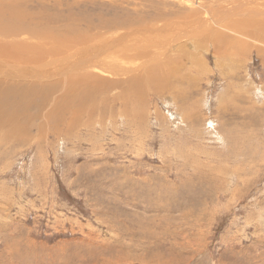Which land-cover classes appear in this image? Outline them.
<instances>
[{"label":"rangeland","instance_id":"1","mask_svg":"<svg viewBox=\"0 0 264 264\" xmlns=\"http://www.w3.org/2000/svg\"><path fill=\"white\" fill-rule=\"evenodd\" d=\"M7 2L43 32L0 31V67L47 90L2 86L0 264H264V0ZM146 69L168 93L123 90Z\"/></svg>","mask_w":264,"mask_h":264},{"label":"bare ground","instance_id":"2","mask_svg":"<svg viewBox=\"0 0 264 264\" xmlns=\"http://www.w3.org/2000/svg\"><path fill=\"white\" fill-rule=\"evenodd\" d=\"M8 0H1V6L3 7L2 9H0V15H4V16H0V31H3L5 32L6 31V34H8L7 32H10V33H15L17 32L18 33H22L21 31H24V32H28V33H35L37 34V36H39L40 32H43L41 30L40 27H36V26H32L31 29H25V27L27 26V22H28V18L30 17L29 15H27V17L25 16H22L20 15V13L17 12V10L21 11L23 14H24V10L22 9V6H18V5H11L9 4V2H7ZM10 1H17V2H22L23 0H10ZM59 1V0H58ZM3 3V4H2ZM190 12V11H189ZM192 12V11H191ZM257 13V12H256ZM161 14V13H160ZM252 14V13H251ZM160 16V15H159ZM49 17V16H48ZM4 18H7L4 20ZM34 18V17H33ZM38 18V17H37ZM52 18V17H51ZM158 18V17H157ZM46 19V18H45ZM32 20V19H31ZM36 20V19H35ZM48 20V19H47ZM53 20V19H52ZM49 21V20H48ZM34 22V21H33ZM211 22V21H209ZM226 22V21H225ZM19 23V24H18ZM30 23V22H29ZM53 23V22H51ZM227 23V22H226ZM46 24V23H45ZM48 24V23H47ZM212 23H210L211 25ZM214 24V23H213ZM255 24V23H254ZM6 25H9V26H6ZM54 25V24H53ZM48 27V26H47ZM52 27V26H50ZM253 31V34L257 35L259 34V38L262 40V34H264V25L262 27H257L256 25L250 27ZM50 29V28H49ZM27 30V31H25ZM54 30V29H53ZM258 34H257V32ZM47 32V31H46ZM51 32L49 34V36L53 35V36H56V33H59L57 31H49ZM12 35V34H11ZM41 36V35H40ZM264 46H262V48L260 49V52L264 53ZM85 62H83L82 64H84ZM88 65V66H87ZM86 66H84V68H90L92 66V63L91 64H87ZM91 65V66H89ZM135 69V73H136V70H140L141 67L137 66V68H134ZM122 74L123 75H126L130 72V70L128 69H122ZM14 73L11 72V70H8V69H4V66L3 67H0V112H3L5 113L6 115L4 116V120H2L4 126H8V128H10L9 130L11 131H15L17 129L16 127V124L15 122L17 121L16 119V110L14 108H16V104H15V100H13V98H11V93L10 92H13L14 94V97L15 99L17 100L18 98H20V95L18 93H20V91H24L22 90L21 87H27L25 89V91H28L27 93H29V91H32V94L29 95V97H26V98H22L23 101H25L26 103H29L28 100H30L31 98H34L36 97V95L38 93H42V89H45V86L42 84L41 86H39L40 82L42 80H33L34 77H29V78H23L24 79H28L29 82L31 80H33V84L31 85H22V83H19V82H22V78H20L19 76H16V75H12ZM18 74V73H17ZM29 75V74H28ZM20 76H25L26 75H20ZM30 76V75H29ZM32 76V75H31ZM169 77V76H167ZM199 77V76H198ZM12 78H16L18 80V82H16V84H10L8 88L11 89V91H6L5 88L2 89V86H6L7 87V83L8 81L11 79L13 80ZM164 79V78H163ZM102 79L96 75V74H92L90 72H85V73H82V72H77L76 74L74 75H70V81L72 82V84L74 86H76V89L78 88H89V89H92L93 88V93L96 94L98 92V90L102 87L104 81H101ZM32 82V81H31ZM68 82V84L70 83L69 80L66 78V77H63V81H60V84L62 85H65V83ZM146 83L147 86L149 87H156L158 88V92L161 91L162 94L166 93L168 91L166 84H161L162 83V77H160V74L158 72H154L152 69L150 70H145L144 73H141L139 74L137 72V74H133L130 79L128 80V83L126 84L127 87L126 89H123L125 92H129L131 90H133L136 94L137 92L142 95V85ZM164 82H167V81H164ZM58 83V81H57ZM59 84V85H60ZM48 86V85H46ZM49 87V86H48ZM51 87V86H50ZM63 87V86H62ZM6 92H5V91ZM47 90V89H45ZM44 90V91H45ZM55 90V89H54ZM53 92V91H52ZM91 92V91H90ZM24 93V92H23ZM22 93V94H23ZM49 93V92H48ZM70 95L72 94L71 92H68ZM168 93V92H167ZM15 94H18V96H16ZM21 94V95H22ZM85 95V94H84ZM91 96V94H89ZM43 97V96H42ZM167 97V96H166ZM170 98H172L170 95H169ZM90 97H87L86 99L83 98L82 100H78L75 104H73L74 102L72 101V99L68 96V95H65L63 96V98L55 101V104H54V109L57 107L56 111H53L51 113V116L50 118H54L53 115L55 114H60V115H57V118L55 119H62V112L65 110L63 109L64 108V105L67 100H69L68 103H70V105L73 106L74 109L72 114L70 115L71 116V120H70V124L72 126H74V124H76L75 122L76 119H78V116H81L82 115V111H80V109L82 107H84V105L86 104V101H88ZM116 98H120L119 96H116ZM169 98V99H170ZM21 101V99H20ZM18 102V101H17ZM39 102V101H38ZM73 102V103H72ZM24 103V102H23ZM43 104V103H42ZM38 105V103H37ZM69 105V107H70ZM19 106V105H18ZM29 106V105H27ZM43 106V105H42ZM137 106V105H136ZM36 107V106H35ZM68 107V108H69ZM22 108V107H20ZM29 108V107H28ZM33 108V107H31ZM136 107L134 106V103H130V104H127V108L128 110H134L136 111L135 109ZM139 108V106H138ZM18 109V108H16ZM36 109V108H35ZM63 109V111H62ZM58 112V113H57ZM24 114H26V118L24 120L26 121H29L31 122L32 120V115L29 113V112H23ZM15 114V115H14ZM37 115V114H36ZM16 118V119H15ZM46 118H47V115H46ZM23 119V118H22ZM64 119L65 117L63 118V122H64ZM16 120V121H15ZM19 120V119H18ZM51 120V119H50ZM48 123L50 122L48 119H47ZM56 121V120H54ZM57 122V121H56ZM69 123V122H68ZM1 124V123H0ZM32 124V123H31ZM110 124V123H109ZM21 125V124H20ZM1 126V125H0ZM4 126H1L0 129L2 128H5ZM45 126V125H44ZM26 128V125L24 126ZM32 127V126H31ZM51 127L52 129L54 128L56 130V127H58V125L56 124L55 126H53L51 124ZM22 128V127H21ZM38 129V132L39 130H42V126L40 125H37L36 127ZM6 129V128H5ZM24 130V129H23ZM5 131V130H4ZM28 131V130H27ZM3 132V131H2ZM1 132V133H2ZM7 132V131H6ZM21 132V131H20ZM5 133V132H4ZM9 134V133H8ZM18 134V133H17ZM7 135V133H6ZM10 135H13V134H9ZM27 135V134H26ZM4 136V135H3ZM16 136V135H15ZM19 136V135H18ZM13 137V136H12ZM7 138V137H6ZM11 138V137H8V139ZM1 139V138H0ZM12 140V139H11ZM16 140V139H15ZM19 140V139H18ZM134 188V187H133ZM134 192V190H133ZM136 193V192H135ZM137 194V193H136ZM135 194V195H136ZM133 195V194H132ZM135 204V203H134ZM147 206V205H146ZM161 205H159L160 207ZM150 207V206H148ZM158 207V208H159ZM50 208V207H49ZM161 208V207H160ZM155 209V207L153 208ZM147 210V209H146ZM150 210V209H149ZM158 210V209H156ZM164 210V209H163ZM151 211V210H150ZM154 211V210H153ZM148 216V215H147ZM196 219V217H195ZM156 220V219H155ZM42 247V246H41ZM42 249V248H41ZM46 250V249H45ZM50 250V249H49ZM38 252V251H37ZM40 252V251H39ZM47 252V251H46ZM51 252V250H50ZM38 254V253H37ZM70 254V253H69ZM77 254V253H76ZM63 257V256H62ZM69 257V256H68ZM51 258V257H50ZM67 258V257H66ZM83 258V257H82ZM70 259V258H69ZM68 259V260H69ZM42 260V259H41ZM63 261V260H62ZM71 261V260H70ZM64 262V261H63ZM44 263V261H43Z\"/></svg>","mask_w":264,"mask_h":264}]
</instances>
